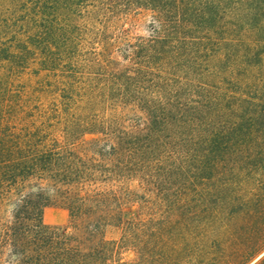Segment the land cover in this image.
<instances>
[{"label": "trees", "instance_id": "1", "mask_svg": "<svg viewBox=\"0 0 264 264\" xmlns=\"http://www.w3.org/2000/svg\"><path fill=\"white\" fill-rule=\"evenodd\" d=\"M20 3L0 19V264H264V0Z\"/></svg>", "mask_w": 264, "mask_h": 264}, {"label": "rangeland", "instance_id": "2", "mask_svg": "<svg viewBox=\"0 0 264 264\" xmlns=\"http://www.w3.org/2000/svg\"><path fill=\"white\" fill-rule=\"evenodd\" d=\"M22 0H0V19L8 17H16L22 19L27 14L28 8H37V6H22L20 3ZM140 18L134 21L132 30L135 34L148 35L151 31V17L147 13L139 15ZM137 182L131 183V186L135 187ZM44 221L51 226L69 227L72 229L70 223V215L67 209L60 206H50L46 208L44 213ZM109 238L119 236L118 233L109 232ZM126 257L132 256V253H126Z\"/></svg>", "mask_w": 264, "mask_h": 264}]
</instances>
